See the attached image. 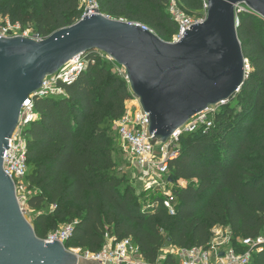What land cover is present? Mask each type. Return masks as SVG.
<instances>
[{
  "label": "trees",
  "instance_id": "16d2710c",
  "mask_svg": "<svg viewBox=\"0 0 264 264\" xmlns=\"http://www.w3.org/2000/svg\"><path fill=\"white\" fill-rule=\"evenodd\" d=\"M175 1L195 19L190 14L204 10L206 2ZM168 2L97 0L103 16L141 24L172 43L178 24L168 13ZM4 15L12 25H32L36 37L45 40L78 22L82 10L78 0H39L26 14L7 10ZM237 20L249 71L239 92L218 107L210 127L180 135L179 156L169 165L173 215L163 206L161 190L136 192L115 171L110 129L131 94L109 63L88 52V66L62 85L61 96L33 100L38 118L25 130L26 183L35 192L27 206L35 213L32 228L38 239L74 224L64 243L67 250L97 253L110 240L129 238L140 258L154 264L164 243L206 247L215 227L230 230L239 253L250 248L236 240L264 234V20L253 13L238 14ZM250 261L264 264V243L252 248ZM166 263L174 264L170 257Z\"/></svg>",
  "mask_w": 264,
  "mask_h": 264
},
{
  "label": "water",
  "instance_id": "95a60500",
  "mask_svg": "<svg viewBox=\"0 0 264 264\" xmlns=\"http://www.w3.org/2000/svg\"><path fill=\"white\" fill-rule=\"evenodd\" d=\"M240 5L264 20V0H206L204 21L172 43L141 24L100 13L84 15L39 42L0 38V264H79L64 244L36 237L3 171L4 150L22 105L43 80L79 55L110 56L124 68L129 90L149 116V134L165 143L192 117L229 101L243 85L245 59L235 16Z\"/></svg>",
  "mask_w": 264,
  "mask_h": 264
},
{
  "label": "built area",
  "instance_id": "2783aa9c",
  "mask_svg": "<svg viewBox=\"0 0 264 264\" xmlns=\"http://www.w3.org/2000/svg\"><path fill=\"white\" fill-rule=\"evenodd\" d=\"M83 1L85 8L82 11V17L84 15L99 13L97 0ZM168 12L178 24V34L174 37L173 42L183 37L185 30H189L190 26L200 24L205 19H195L186 16L175 3L169 5ZM204 12L206 13V2L204 4ZM251 13L253 12L245 5L237 6L235 8L237 23L238 14ZM13 29H18V26L8 25L0 29V38L8 37L9 32ZM36 41L42 40L37 38ZM92 53L95 57H99L112 65L115 68L114 74L124 78L127 82L124 68L118 66L110 56L100 51H92ZM88 64L89 61L86 53L75 57L55 75L46 77L40 89L23 103L17 128L8 140L9 149L4 150L2 157L3 171L14 183L16 197L28 192V185L26 183L28 146L25 130L38 118V115L34 111L33 100L35 98L61 96L64 93L62 85L72 83L86 69ZM248 71L249 67L245 60V74ZM129 92L131 99L126 102L121 118L115 122L120 153L129 162L131 168L137 172L142 189L156 188L162 191L165 197L163 206L168 210L170 215H173V194L171 187L168 186V184L172 183L169 181V165L179 156V137L182 133H194L200 128L210 127L212 117L215 115L218 107L227 104L229 101L209 107L205 111L195 115L165 143H160L153 138V135L149 134V116L140 107L138 99L130 90ZM238 92L239 90H237L236 94ZM180 184L183 185V183ZM73 225H64L59 230L50 233L43 241L45 243L56 241L64 244L72 234ZM236 243L240 247L243 246L250 249L239 253L236 247L232 245L230 230L228 228L215 227L211 231V238L206 247L174 248L170 258L174 264H250L252 248L264 243V239L259 237L254 240H236ZM71 251L79 258H83L93 264H149L140 258L129 238L117 242L110 240L97 253L85 251L79 256V249ZM166 262L167 257L158 258L154 264H167Z\"/></svg>",
  "mask_w": 264,
  "mask_h": 264
},
{
  "label": "rangeland",
  "instance_id": "374dc122",
  "mask_svg": "<svg viewBox=\"0 0 264 264\" xmlns=\"http://www.w3.org/2000/svg\"><path fill=\"white\" fill-rule=\"evenodd\" d=\"M78 3H79V9L83 11L85 8L84 1L78 0ZM168 3L169 4H171V3L177 4L175 0H169ZM37 4H39V0H0V29H3L5 27H7L8 25L13 26L10 23V18L8 16L4 15L5 11L9 10L11 12H15L16 10H20L23 14H26V13L30 12L31 10H33ZM166 7H167V5H166ZM166 7H165V10H166ZM168 9H169V6H168ZM190 16H195L197 19H201V18L203 19L206 17V13L204 12V10H202V11H199L198 13L190 14ZM17 26H18V29L11 30L9 32L8 37H6V38L22 37V38L31 39V40L36 41L37 38H36V35L34 33V29H33L32 25H26V26L17 25ZM110 66H111L110 71L112 73H115V68L112 65H110ZM110 130H111L110 134H111V137L113 139L114 146L116 147V152L114 155V159L116 162L115 171L118 172L119 176L122 177L123 180H125V182H126V180H128L129 183H132L137 190L136 192H139V191H141V187H142L140 177L138 176L137 172H135L131 168V165L129 164V162L125 158H123V156L121 155V153L117 149L118 148V141H117V135H116L115 122L112 123ZM33 194H35V192L31 189L30 190L28 189L27 194H22V195H19L17 197L18 202L20 204V207L22 209V212L24 214V217L30 223L31 226L34 222L35 213L30 208H28L27 199L29 197H31ZM49 209L50 208H47V210H49ZM61 227H63V225L59 226V228H61ZM261 238L264 239V234L261 236ZM71 250H78V249H69L70 252H72ZM173 250H174V248L171 247L169 245V243H167V242L164 243L162 246V249L160 250V252L158 254V258L162 259L165 257H170ZM79 251H80V254H78L79 256L81 255V253L85 252L84 250H81V249H79ZM77 253H79V252H77ZM79 264H93V263H90V262L84 260L83 258H79Z\"/></svg>",
  "mask_w": 264,
  "mask_h": 264
},
{
  "label": "crops",
  "instance_id": "0c3cea01",
  "mask_svg": "<svg viewBox=\"0 0 264 264\" xmlns=\"http://www.w3.org/2000/svg\"><path fill=\"white\" fill-rule=\"evenodd\" d=\"M141 189H142V187H141Z\"/></svg>",
  "mask_w": 264,
  "mask_h": 264
}]
</instances>
